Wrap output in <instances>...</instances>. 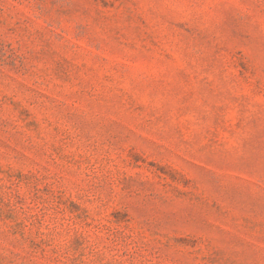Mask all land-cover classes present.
<instances>
[{
  "label": "rangeland",
  "instance_id": "obj_1",
  "mask_svg": "<svg viewBox=\"0 0 264 264\" xmlns=\"http://www.w3.org/2000/svg\"><path fill=\"white\" fill-rule=\"evenodd\" d=\"M0 264H264V0H0Z\"/></svg>",
  "mask_w": 264,
  "mask_h": 264
}]
</instances>
